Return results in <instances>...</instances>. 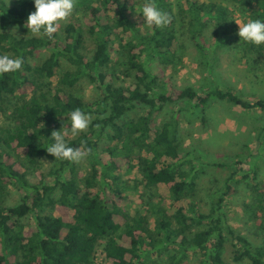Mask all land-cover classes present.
Instances as JSON below:
<instances>
[{
    "label": "trees",
    "instance_id": "obj_1",
    "mask_svg": "<svg viewBox=\"0 0 264 264\" xmlns=\"http://www.w3.org/2000/svg\"><path fill=\"white\" fill-rule=\"evenodd\" d=\"M225 1L241 22L264 20V0H155L171 16L160 28L149 27L138 13L147 0H75L79 18L62 28V37L58 30L51 37L18 35L9 27H26L33 0H0V54L23 59L16 73L0 75V110L12 109L0 126V264H96L98 257L107 264H187L190 252L196 261L191 264H264V185L255 164L245 168L241 152L235 153L224 180L202 188L201 168L184 148L181 127L187 111L198 113L205 125L213 100L264 112V97L231 86L175 87L166 75L181 62L177 51L185 28L203 59L212 57L206 63L225 50H240L246 59L256 55L251 59L263 71L256 81L264 84V44L240 41L239 18ZM43 49L49 53L34 63ZM82 80L95 85L96 100L76 93ZM167 106L178 110L157 122ZM77 107L91 123L73 136L67 114ZM59 130L85 152L78 162L46 151L51 133ZM263 133L261 127L258 137ZM43 160L49 161L46 169ZM133 161L152 226L148 214L128 210L120 171L135 167ZM10 184L19 188L15 203L5 201ZM160 184L167 196L154 194ZM239 184L247 190L240 220L258 244L227 220L224 208ZM182 201L187 206L173 205ZM27 219L34 225L27 227Z\"/></svg>",
    "mask_w": 264,
    "mask_h": 264
},
{
    "label": "rangeland",
    "instance_id": "obj_2",
    "mask_svg": "<svg viewBox=\"0 0 264 264\" xmlns=\"http://www.w3.org/2000/svg\"><path fill=\"white\" fill-rule=\"evenodd\" d=\"M12 3L13 0H7ZM179 2L181 0H178ZM207 1V0H201ZM225 5H228L238 21L241 22V16L236 9L233 8V4L225 1ZM79 15L73 8L71 14H69L63 20L58 21L57 30L62 37V28L73 19H78ZM133 20L137 19V15L132 16ZM9 30L14 34L26 35L29 33L26 27L19 25H11ZM238 33V28H237ZM183 34L180 37V42L183 44L182 48L177 51V55L181 58V62L177 63V66L167 70L166 75L169 77V85L175 87H184L187 85H193L198 89H209L213 87L224 88L231 86L235 88L239 93L243 95H254L255 97H264V84H260L258 77L263 76L262 68L256 63V55H252L251 58L246 59L241 57L240 50H225L214 58L211 63H206L211 56L207 55V60L198 53L193 43L189 40L184 28ZM127 38V37H126ZM117 45H114L116 48ZM92 47L88 45L87 54L90 53ZM49 53L47 50H40L36 52V59L34 63L38 62ZM114 57V54H112ZM206 56V54H205ZM251 59V60H250ZM248 61V62H247ZM258 76V77H257ZM54 82L55 78L52 79ZM76 93L86 101L96 100L97 90L93 83L87 80H82L77 84L75 89ZM178 106H167L165 111L161 113L157 119L160 122L162 118H166L172 111H177ZM12 109L8 108L6 112L0 110V126H6L9 122V115ZM260 111L246 112L240 106H232L227 103L213 100L210 103L209 108L206 110V122L202 124L198 113H191L189 111L182 112L181 127L183 128L186 137L183 141L184 148L190 150L191 161L194 165L200 167L201 178H199L200 187L205 188L210 184V180L217 179L223 181L228 175L234 165L235 153L241 152V158L245 168L249 167V164H255L258 175V181L264 185V133L259 138L260 128H264V112L260 114L256 113ZM200 115V114H199ZM71 133V132H70ZM100 146H105L107 140L104 136ZM98 151L103 160L108 158L106 152L102 151L99 147ZM85 163L87 161L85 160ZM217 163H224L227 166H217ZM135 167L128 168L122 167L120 171L121 179L127 185L126 194L129 196L131 202L128 206V210L131 214L136 211L148 214L150 225H153L154 216L151 213H146L145 208L146 196L142 187L139 185L140 174L138 172L137 163L133 161ZM42 166L46 169L49 167V161L43 160ZM235 166V165H234ZM186 166L185 168H187ZM237 193L231 197L225 206L227 213L228 223L234 228L238 229L244 235H247L252 240L253 235L250 233L251 227L244 223L242 218V201L247 198V190L243 185H238ZM6 203H15L19 198L18 185H7ZM156 195H168L167 188L160 184L155 190ZM206 194V192H205ZM204 192L200 193V197L206 200ZM157 200V197L154 198ZM152 201V199H151ZM168 203L171 200H167ZM153 202V201H152ZM187 201L173 203L174 206L184 205L187 206ZM204 208V203L201 204ZM148 208V207H147ZM27 227L34 225L31 219L26 220ZM257 244L260 243L259 239L254 240ZM187 264L196 263L192 252L189 253ZM199 263L200 261L197 260ZM96 264H107L103 262L101 258H97ZM241 264H249L248 260H244Z\"/></svg>",
    "mask_w": 264,
    "mask_h": 264
},
{
    "label": "clouds",
    "instance_id": "obj_3",
    "mask_svg": "<svg viewBox=\"0 0 264 264\" xmlns=\"http://www.w3.org/2000/svg\"><path fill=\"white\" fill-rule=\"evenodd\" d=\"M35 11L29 13L25 26L29 32L51 37L57 31V23L66 18L74 8L75 0H33ZM142 14L144 23L149 27L160 28L170 23L171 16L160 9L155 0H147L140 6L138 12ZM238 25L240 41L254 45L264 44V20L251 19ZM23 59L12 58L6 54H0V75L16 73L21 69ZM70 122V132L73 136L88 128L91 117L80 108H75L67 114ZM50 138L52 143L46 147V151L57 160L78 162L85 152L80 147L71 146L65 139L63 131H53Z\"/></svg>",
    "mask_w": 264,
    "mask_h": 264
}]
</instances>
